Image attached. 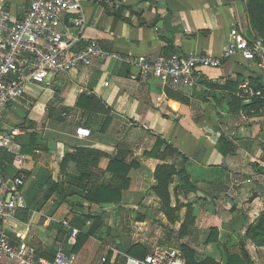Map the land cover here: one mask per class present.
Listing matches in <instances>:
<instances>
[{"label": "crops", "instance_id": "obj_1", "mask_svg": "<svg viewBox=\"0 0 264 264\" xmlns=\"http://www.w3.org/2000/svg\"><path fill=\"white\" fill-rule=\"evenodd\" d=\"M248 2L85 0V26L75 27L69 16L65 23L79 36L73 52L97 41L107 50L149 58L192 51L220 55L232 31L259 37L250 23ZM28 7L29 0H0V11H9L15 21ZM138 72L119 59H93L49 77L47 83L28 84L24 98L0 112V132H17L0 146L2 167L8 175H26L19 190L24 204L3 223L14 242H28L49 261L60 251L73 253L74 264H106L100 260L105 253L109 264L126 263L106 245L126 253L139 244L147 256L156 246L181 249L187 244L198 259L212 254L220 261L237 253L248 226L264 213V108L235 111L231 103L237 95L248 104L254 95L239 75L261 76L264 83V71L235 55L221 67L202 68L194 87L176 89ZM80 127L91 136L79 137ZM222 137L232 144V152L220 151ZM158 140L179 154L166 153L164 144L155 156L146 155ZM79 147L99 151L100 158L87 166L84 160L64 162ZM118 154L137 164L120 203H90L77 194L50 192L54 182L70 191L77 188L84 165L91 172L85 182L122 188L123 178L107 171ZM163 164L189 175L188 184L175 174L169 185L174 221L154 192L156 170ZM83 212L104 214L102 239L91 236L76 253L73 245L82 227L74 220ZM73 229H78L74 239ZM244 241L260 264L264 246Z\"/></svg>", "mask_w": 264, "mask_h": 264}, {"label": "built area", "instance_id": "obj_2", "mask_svg": "<svg viewBox=\"0 0 264 264\" xmlns=\"http://www.w3.org/2000/svg\"><path fill=\"white\" fill-rule=\"evenodd\" d=\"M84 1L29 0L27 12L16 21L9 11H0V112L22 100L28 84L47 83L49 77L77 66H87L97 58L122 60L137 67L139 75L155 76L173 89L194 87L202 68L221 67L235 55L264 71L263 39L246 37L237 31H232L231 39L220 55L192 51L149 58L107 50L97 41L73 52L71 49L79 41V36L65 23V19L69 16L70 23L82 29L86 24ZM16 133L14 130L1 131L0 146L9 142ZM77 134L87 138L91 136V131L80 127ZM25 179L26 175L22 172L13 176L6 174L0 162V264L5 261L14 264H74L76 257L73 253L60 251L54 260L49 261L37 254L35 246L26 241L14 242L4 230L5 220L15 216L24 204L19 190ZM77 233L78 229H73L71 238L74 239ZM106 247L116 255H123L125 264H186L183 252L177 247L156 246L144 258L128 255L111 245ZM100 260L107 262V253Z\"/></svg>", "mask_w": 264, "mask_h": 264}, {"label": "trees", "instance_id": "obj_3", "mask_svg": "<svg viewBox=\"0 0 264 264\" xmlns=\"http://www.w3.org/2000/svg\"><path fill=\"white\" fill-rule=\"evenodd\" d=\"M247 11L250 19V23L253 31L263 39L264 41V0H249L247 5ZM239 80L241 82H247L250 87L253 89V96L250 98V103L244 104V100L239 96H234V100L231 103L232 110L239 111L241 109L248 110H257L259 108H264V83L261 80V76H250L247 78L239 75ZM166 144L163 140H158L155 147L152 151L146 153V155L155 156L157 151ZM219 149L223 154L232 152V144L225 138L222 137L219 143ZM167 151L166 153L179 154L172 145L166 144ZM100 152L94 150L84 149L82 147L77 148L76 152L73 154H68L64 158V162L69 160L79 162L84 160L86 166L87 162L93 164L94 160L100 158ZM93 156V157H89ZM186 159V157H183ZM80 167V174L76 181L75 186L77 188L70 191L69 186L64 183L54 182L50 187V192H59L69 194H77L82 198H85L90 203L97 204H117L121 202L122 199V190L127 189L130 184V179L128 174L130 170L137 166L135 162L126 163L123 156L119 154L113 158L108 165L107 171L115 175H120L123 180L122 188H116L111 185H93V183L85 182L84 180L90 179L91 172L89 169ZM179 174L180 178L184 184H188L189 175L182 170H177V167L174 165L163 164L158 166L156 170V179L157 184L154 186V192L161 199L162 209L164 210L167 218L170 221H174V208L171 207V198L169 193V185L173 180V176ZM139 219H143L140 217ZM91 221L90 226H86V222ZM74 223L82 227L81 232L78 233L76 238V243L73 245V251L78 252L86 243L88 238L91 236L99 237L101 236V229L104 224V214L103 213H81L75 217ZM186 234V228L182 225L180 229V235L184 236ZM250 239L251 241L261 244H264V213L260 215L258 220L255 223H252L248 226L243 241L240 244L241 252H230L227 255L225 263H221L214 255L210 254L204 258H197V251L190 247L187 244L181 245V251L184 254L186 259V264H255L251 258V255L246 248L244 240ZM128 255L137 256L138 258H144L146 255L145 248L141 245H132L126 251ZM110 257L106 264H109ZM121 263L124 264V260L120 259ZM119 261V262H120Z\"/></svg>", "mask_w": 264, "mask_h": 264}, {"label": "rangeland", "instance_id": "obj_4", "mask_svg": "<svg viewBox=\"0 0 264 264\" xmlns=\"http://www.w3.org/2000/svg\"><path fill=\"white\" fill-rule=\"evenodd\" d=\"M257 35V34H256ZM258 36V35H257ZM257 38H261V37H257ZM255 39V38H254ZM243 241V240H242ZM254 244H256L257 246H264V244L263 245H261V244H258V243H255L254 242ZM247 248V247H246ZM240 253L241 252V249H240V246H239V249H238V251H237V253ZM225 258H223L222 260H221V263H225ZM254 263H255V261H254ZM256 264V263H255ZM260 264H264V259L262 260V261H260Z\"/></svg>", "mask_w": 264, "mask_h": 264}]
</instances>
